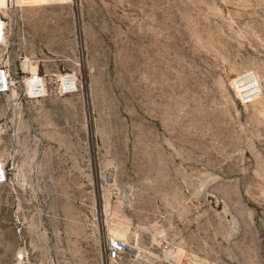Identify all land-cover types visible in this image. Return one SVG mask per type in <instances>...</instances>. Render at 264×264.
<instances>
[{"label": "rangeland", "instance_id": "obj_1", "mask_svg": "<svg viewBox=\"0 0 264 264\" xmlns=\"http://www.w3.org/2000/svg\"><path fill=\"white\" fill-rule=\"evenodd\" d=\"M0 20V264H264V0H0Z\"/></svg>", "mask_w": 264, "mask_h": 264}, {"label": "bare ground", "instance_id": "obj_2", "mask_svg": "<svg viewBox=\"0 0 264 264\" xmlns=\"http://www.w3.org/2000/svg\"><path fill=\"white\" fill-rule=\"evenodd\" d=\"M1 21V20H0ZM0 24H4L3 23V21H1L0 22ZM2 37V36H1ZM3 38V37H2ZM2 40V39H1ZM1 75H3L2 73H0V84L2 83V81H1ZM37 77L35 76V74H34V70H33V75H32V77L28 80V81H30V82H34L35 81V79H36ZM63 79V81H64V83H63V86L65 85V86H68L69 87V85L72 83V82H74V78L72 77V76H69V79H67V77H64V78H62ZM65 79V80H64ZM244 79V81H240V80H243ZM41 81V79H39L37 82H35V83H33L32 84V87H29V90H32V89H35V88H38V87H40L41 85H42V82L41 83H39ZM241 82L242 83V85H240V83H238V82ZM29 82V83H30ZM244 82V83H243ZM236 84L237 85H239L240 86V89H241V87L243 86V85H245V84H248L249 86H248V88H247V91H248V93L250 94V96H257L259 93H260V84H259V82H258V80H257V78L255 77V75H253V74H249L248 76H246V77H241L239 80L237 79L236 80ZM38 86V87H37ZM2 87V86H1ZM241 92H242V90H241ZM242 94H243V92H242ZM120 240V239H119ZM121 241V240H120ZM121 244H122V246L124 247V250H126V247H128V245H127V243L126 242H123V241H121Z\"/></svg>", "mask_w": 264, "mask_h": 264}, {"label": "built area", "instance_id": "obj_3", "mask_svg": "<svg viewBox=\"0 0 264 264\" xmlns=\"http://www.w3.org/2000/svg\"><path fill=\"white\" fill-rule=\"evenodd\" d=\"M3 35H4V24H0V39H2ZM34 90H37V88H35ZM123 252H124V247L122 246L120 240L115 238H110L108 240L105 249V256L107 259L114 260L118 258Z\"/></svg>", "mask_w": 264, "mask_h": 264}]
</instances>
